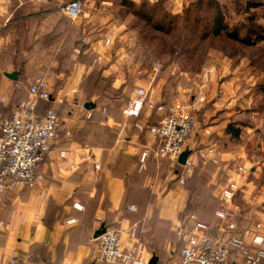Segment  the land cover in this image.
<instances>
[{"label": "crops", "instance_id": "crops-1", "mask_svg": "<svg viewBox=\"0 0 264 264\" xmlns=\"http://www.w3.org/2000/svg\"><path fill=\"white\" fill-rule=\"evenodd\" d=\"M98 54L104 55L101 51ZM6 72L10 71L3 74L6 81L0 76V95L8 98V104L0 105L1 117L28 96V88L34 82L25 85L20 73L19 79L13 80L5 75ZM49 83L53 87L56 111L79 90L78 85L66 90V87H54ZM115 86L119 88L121 84ZM21 87L27 90V96L16 100ZM138 87L149 89V95L158 103H167L168 93L163 81L153 77L152 83ZM59 90H62L60 94ZM180 93V97L186 96L185 91ZM133 95L134 90L129 101L121 107L111 104L87 108L88 100L71 99L69 103L75 109L71 107V115L65 113L62 117L71 134L62 132L52 155L42 166V181L33 188L19 187L0 205V264H5L16 250L28 255L35 264H118L98 262L91 256V239L102 227L106 230L115 228L125 243L144 247L149 259L157 250L158 264H173L180 260L184 243L178 238L175 225L180 221L188 222L193 214L200 218L194 212L182 217L189 199L184 184L193 172L197 160L193 146L198 145L199 139L191 144L192 148L189 145L192 170L186 164L174 165L168 158L153 156H149L143 165L144 148L156 147L158 140L138 125H156L163 113L145 105L138 115L125 114L124 109ZM60 97L64 101L58 103ZM175 99L169 101H178ZM79 102L80 108L73 104ZM3 107L5 113L10 111L3 113ZM203 112L212 114L211 109ZM232 114L228 111L225 118L214 117L215 123L199 131L201 136L215 137L205 141L204 150H200L202 155H210V148L215 149L217 156L220 152L222 155L230 153L225 152L220 142L225 138L226 122ZM63 150L67 152V158L60 157ZM242 175L235 171L230 179L239 182L244 208L238 211L234 201L220 200L222 205L216 209L232 211L239 227L245 228L264 220V186L260 185L255 191L258 186L255 180H245ZM243 182L244 187L241 186ZM216 209L211 223L200 218L212 226L214 234L223 226L222 220L215 215ZM253 213L258 216L251 222ZM71 218L77 221L69 224L67 220ZM249 221V225H244Z\"/></svg>", "mask_w": 264, "mask_h": 264}, {"label": "rangeland", "instance_id": "rangeland-1", "mask_svg": "<svg viewBox=\"0 0 264 264\" xmlns=\"http://www.w3.org/2000/svg\"><path fill=\"white\" fill-rule=\"evenodd\" d=\"M72 1L0 0L1 80L6 79L5 71L17 70L21 71L25 85L38 78L50 81L54 87H66V90L78 85L74 98L57 110L61 118L65 113L71 115L70 108H74L69 103L71 99L81 102L87 99L85 80L95 69L100 70L105 79L111 80L114 88H117L115 84H125L131 93L138 85L152 83L154 77L156 81L165 83L167 97L171 101L177 98L178 101L194 103L203 94L206 100L200 110L199 128L190 139V148L199 139L198 145L193 146L197 160L184 184L188 192L192 183L195 192L200 191V194H195L199 195L200 206L191 211L211 223L214 210L222 205L218 193L239 167L246 168L242 175L245 180H255L258 185L255 191L260 185L264 186V93L260 89L264 85V41L251 48H243L222 40H206L199 47V56L192 61L180 56L179 45H175L178 50L170 58L166 52H160L166 49L170 52L172 37L163 50L159 41L153 44L152 40L143 39L142 35L152 37V27L136 14L142 10L143 4L166 2L167 9L156 11L157 21L165 12L184 17L187 7L196 0H81L80 13L71 17L65 12V7ZM217 1L226 10V19L231 26L249 24L264 34V0H254L263 5L247 11L245 7L249 0ZM201 6V14L206 17L208 7L206 4ZM204 22L205 19L200 24L204 25ZM20 23L28 26L26 38L29 48L22 51L15 39L16 27ZM178 31L185 33L184 29ZM107 37L112 40L109 45L106 44ZM76 47H81L82 51L76 52ZM99 51L104 53L102 59ZM154 67L158 68L157 71ZM207 69H211L208 76L205 74ZM181 90L185 91V97H180ZM26 96L27 90L21 87L16 100ZM96 98L93 96L92 100ZM73 104L80 108V102ZM204 109H211V116L207 111L204 113ZM228 111L233 114L228 117L227 124L230 120L242 118L244 122L250 120L251 125L242 128L239 138L225 137L220 142L225 152L230 153L222 155L218 151L219 156H216L215 152V157H219L216 163L211 153L204 156L200 152L205 148V141L215 138L214 135L201 136L199 131L215 123L214 117L225 118ZM243 183L241 186L244 187L246 184ZM257 216L253 213L251 222Z\"/></svg>", "mask_w": 264, "mask_h": 264}, {"label": "built area", "instance_id": "built-area-1", "mask_svg": "<svg viewBox=\"0 0 264 264\" xmlns=\"http://www.w3.org/2000/svg\"><path fill=\"white\" fill-rule=\"evenodd\" d=\"M82 7L81 0L67 4L65 12L77 16ZM85 42V40H84ZM112 42L107 37L106 44ZM86 43V42H85ZM76 52L82 51L76 47ZM102 59L103 55L99 54ZM211 69H207L208 76ZM62 90H59L60 94ZM54 94L49 81L38 78L28 88V96L17 103L12 112L0 120V205L19 187L33 188L43 179L42 166L52 155L54 147L59 143L62 132L67 135L71 130L65 127L64 121L55 108L40 113L39 101L51 99ZM206 97L202 94L193 102L174 101L157 102L149 95V89L136 87L134 95L124 109L127 115H138L145 105L163 113L156 125L144 127L157 140L156 147L146 146L141 155L144 165L149 156L168 158L174 165L179 163L180 155L189 149L190 139L197 132L200 123L199 112ZM58 103L64 101L58 98ZM8 104V98L0 95V105ZM88 116H91L89 113ZM211 158L217 163L215 149L210 148ZM217 156V155H216ZM61 158H67L66 151H60ZM189 170L193 164L187 159ZM99 167V165H97ZM241 174L245 167H239ZM241 191L238 180L229 179L220 189L221 201L233 203L237 193ZM76 206L81 207L76 204ZM235 209L241 211L236 205ZM215 215L222 220V227L217 234L211 232L212 226L198 218L195 214L188 222L180 221L175 231L184 245L180 260L173 264H260L264 262V220L257 221L245 228L239 227L233 218V212L218 208ZM71 218L67 222L75 223ZM91 256L98 262L118 264H148L145 249L142 246L129 245L122 239L121 233L115 229H107L103 234L91 239ZM5 264H35L29 256L21 251H14Z\"/></svg>", "mask_w": 264, "mask_h": 264}, {"label": "trees", "instance_id": "trees-1", "mask_svg": "<svg viewBox=\"0 0 264 264\" xmlns=\"http://www.w3.org/2000/svg\"><path fill=\"white\" fill-rule=\"evenodd\" d=\"M202 4H206L208 7L206 17L201 14ZM167 5L168 4L166 2H157L155 4L153 3L152 5L143 4L142 10H139L136 15L141 21L146 22L152 27V37L149 38L142 35L143 37H141L143 39H150L152 40L153 44L155 41H159V45L163 47V50L167 47V45H169L167 40H170L172 37L170 52L168 53L167 49L166 51L160 52L164 54L166 52L170 58L174 57L175 51H177L179 47L180 56H184L187 61H192L194 58L199 56V47L206 40H222L231 45L235 44L243 48H251L264 41V34L261 31H258L257 28L248 26L249 24L243 25L239 23L231 26L226 19V10L221 4L218 3V1L216 2V0H196L193 4L187 7L184 17L180 15H170L168 12H165L161 19L157 21L155 18V14L157 13L156 11H158V9H167ZM262 5L263 4L261 3H256L254 0H249V2L246 3L245 10L247 11L251 8L261 7ZM204 19V25H201L200 23ZM26 25L27 23H20L16 27V45L21 51L23 48H29L27 42L28 39L26 38L28 26ZM201 28L203 29L202 31H200ZM179 29H184L185 33L178 31ZM175 45L179 46L176 48ZM153 51L157 52L155 49H153ZM200 67L201 66L199 65V68ZM19 73H21V71ZM84 86L85 92L87 93L86 100L90 101L92 100L93 96H97L95 100L97 106H107L112 104L114 106L117 105L121 107L124 103L129 101L131 96V90H126L127 85L123 84L119 88H114L112 81L108 80V78L105 79L101 71L96 69L86 77ZM260 89L264 93V85L260 86ZM54 97L55 95H53L51 99L39 101L38 110L40 113H44L47 109L53 108ZM168 101L169 98L167 97L166 102H171ZM5 109L6 108L3 107V113H5ZM243 120L244 119L242 118H237L232 121L230 120L225 128V137H232L234 139L239 138L242 134V128L251 125L249 123V119H247L249 120V122L247 121L248 124ZM189 190L188 204L186 210L182 214V217H184L186 214L188 215L192 213V209L198 208L200 206L199 195L195 196V194L197 192L199 193L200 191L198 190L195 192V186H193V183ZM241 197L242 192L239 191L234 199V204L239 205L243 209L245 203L242 201ZM157 252L158 251L155 250V254L159 256ZM263 263L264 262L260 264Z\"/></svg>", "mask_w": 264, "mask_h": 264}, {"label": "water", "instance_id": "water-1", "mask_svg": "<svg viewBox=\"0 0 264 264\" xmlns=\"http://www.w3.org/2000/svg\"><path fill=\"white\" fill-rule=\"evenodd\" d=\"M5 75L7 77L13 79V80L19 79V72L18 71L6 72ZM85 106L87 108H94V107H96V103L93 101H88L85 103ZM189 154H190V150L189 149L185 150L179 157V163L185 165L187 163V159L189 157ZM105 231H106L105 227L100 228L96 232L95 237L103 234ZM158 262H159V257L157 255H153L151 257V259L149 260L148 264H158Z\"/></svg>", "mask_w": 264, "mask_h": 264}]
</instances>
